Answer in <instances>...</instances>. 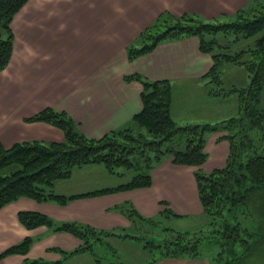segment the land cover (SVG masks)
Listing matches in <instances>:
<instances>
[{"label":"trees","instance_id":"obj_1","mask_svg":"<svg viewBox=\"0 0 264 264\" xmlns=\"http://www.w3.org/2000/svg\"><path fill=\"white\" fill-rule=\"evenodd\" d=\"M27 0H0V71L13 51L11 20ZM188 36L198 38L199 50L208 53L212 64L200 79L208 95L234 93L237 114L215 122L177 124L170 114L171 82L149 80L138 73L124 75L125 80L141 83V108L129 125L111 130L98 138L84 136L77 123L63 110L45 107L25 121H44L63 132L62 141H21L5 147L0 142V208L19 198L65 205L68 201L151 185L152 168L170 157L174 164L201 166L207 159L206 135L224 132L229 152L221 168L193 172L205 227L178 229L170 224L175 213L168 203L153 217L140 215L129 202L114 207L131 223L130 231L99 229L77 221H55L28 210L17 213L26 228L45 225L52 231L68 232L80 245L70 251L58 250L62 258L88 252L96 264H123L110 260L102 251L109 237H130L150 254L151 264L162 258H206L215 246L217 253L228 254L222 264H241L264 241V109L260 92L264 86V0H251L230 16L212 19L188 12L174 15L161 12L127 46V57L148 53L158 42ZM249 39L250 43L244 44ZM223 62L242 65L250 80L245 87L223 88L219 66ZM144 129V130H143ZM87 164L102 165L109 173L118 167L131 170L127 181L79 193H60L58 180L69 178L72 168ZM239 216L241 219H239ZM33 242L24 237L0 252L25 255ZM105 251V250H104ZM216 264V258L207 259ZM61 260L24 258L22 264H59Z\"/></svg>","mask_w":264,"mask_h":264},{"label":"crops","instance_id":"obj_2","mask_svg":"<svg viewBox=\"0 0 264 264\" xmlns=\"http://www.w3.org/2000/svg\"><path fill=\"white\" fill-rule=\"evenodd\" d=\"M250 1L27 0L11 20L13 51L7 66L0 71V142L9 147L21 141H62L63 132L56 126L25 121L45 107L65 111L87 138H98L129 125L141 108V83L124 79V75L132 73L149 80H170V114L175 122H213L218 116L216 101H225L226 96L224 99L208 95L205 86L201 89L200 77L208 71L212 59L199 50L197 37L162 40L148 53L133 59L127 57V46L163 11L212 19L230 16ZM198 90L199 104L192 108L196 100L191 96ZM223 134L206 135L207 159L201 166L174 164L170 157L156 164L148 187L76 198L65 205L37 202L29 197L7 203L0 208V252L24 237H32L33 242L25 255H7L0 258V264H22L24 258L96 264L88 252L63 259L58 250H73L81 241L45 225L26 228L17 218L21 210L39 212L55 221H77L117 232L130 231L129 219L114 209L125 202L144 217L157 215L163 208L161 202L181 215L178 219L199 216L202 207L193 172L197 168L210 172L224 166L229 143L221 138ZM90 190L93 189L64 193ZM149 261L146 259L144 264ZM151 264L208 261L168 257Z\"/></svg>","mask_w":264,"mask_h":264},{"label":"rangeland","instance_id":"obj_3","mask_svg":"<svg viewBox=\"0 0 264 264\" xmlns=\"http://www.w3.org/2000/svg\"><path fill=\"white\" fill-rule=\"evenodd\" d=\"M251 40L252 39H249L244 44L248 42L250 43ZM219 68L222 79L221 86L223 88H230L231 86L245 87L249 83L250 77L242 65L234 64L232 62H223ZM200 85L202 89L204 84ZM200 93L201 92L198 90L191 96L196 100V103L191 104L192 108L198 106ZM225 96V101H216V104L218 105L216 114L218 116L215 120L212 118L213 122L237 114V101L235 94L229 93ZM219 97L225 99L224 95ZM210 102L211 104H215V101ZM258 105L260 108L264 109V86L260 92ZM211 110H214V105H212ZM176 123L180 125V122ZM131 175L132 171L124 169L123 167H118L116 169V173H109L102 165H91V167L90 165L75 166L72 168L69 178L55 182L54 189L57 192L69 193L88 189H97L105 186H114L127 181ZM239 219H241L240 216ZM206 221L207 217L202 213L192 219L173 218L170 221V224L178 229H198L200 227H205ZM105 241L109 243V246L107 250L106 246H103L102 251L105 252L106 256L114 262H122L123 264H144L146 259L150 258V254L142 250L141 243L135 238L109 237ZM220 251V247L215 246L210 251H206L204 255L206 259L213 256L216 258V264H222L224 259H230L229 256L231 250H228V254L223 255L222 253L220 254L221 256H218L217 253ZM241 264H264V241L253 252V255L249 259H244Z\"/></svg>","mask_w":264,"mask_h":264}]
</instances>
